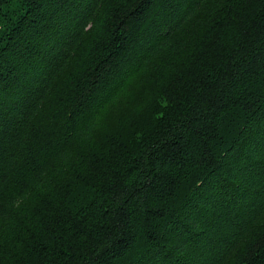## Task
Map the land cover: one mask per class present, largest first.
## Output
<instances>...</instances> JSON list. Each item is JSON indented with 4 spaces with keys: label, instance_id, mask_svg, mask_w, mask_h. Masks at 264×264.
<instances>
[{
    "label": "trees",
    "instance_id": "1",
    "mask_svg": "<svg viewBox=\"0 0 264 264\" xmlns=\"http://www.w3.org/2000/svg\"><path fill=\"white\" fill-rule=\"evenodd\" d=\"M0 264H264V0H0Z\"/></svg>",
    "mask_w": 264,
    "mask_h": 264
},
{
    "label": "rangeland",
    "instance_id": "2",
    "mask_svg": "<svg viewBox=\"0 0 264 264\" xmlns=\"http://www.w3.org/2000/svg\"><path fill=\"white\" fill-rule=\"evenodd\" d=\"M138 77H134L129 83H127V85L123 88V90L121 91V93L117 96V99L115 100L114 103H120V102H124V103H127L128 102H132V97L129 96V94H132L133 93V89L136 87V82L138 81L137 80ZM112 111H107L106 113H104L102 115V119L101 121H104L105 119V122L108 123L111 119L110 117V114H111Z\"/></svg>",
    "mask_w": 264,
    "mask_h": 264
}]
</instances>
